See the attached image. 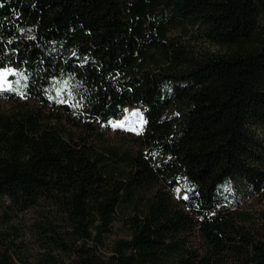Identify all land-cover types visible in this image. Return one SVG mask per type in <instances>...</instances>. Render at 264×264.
<instances>
[{"label":"trees","instance_id":"16d2710c","mask_svg":"<svg viewBox=\"0 0 264 264\" xmlns=\"http://www.w3.org/2000/svg\"><path fill=\"white\" fill-rule=\"evenodd\" d=\"M199 37L224 51L196 55ZM6 68L0 198L56 209L65 236L43 231L72 264H264L238 210L264 195V0H0ZM129 106L134 145L99 151L90 137ZM120 215L130 236L107 247Z\"/></svg>","mask_w":264,"mask_h":264},{"label":"rangeland","instance_id":"374dc122","mask_svg":"<svg viewBox=\"0 0 264 264\" xmlns=\"http://www.w3.org/2000/svg\"><path fill=\"white\" fill-rule=\"evenodd\" d=\"M173 36L182 41L187 40L180 33L173 32ZM187 42L198 56L224 51L201 37ZM18 78L19 73L13 68L0 70V112L11 113L18 107L10 97L11 93L15 94L19 91L16 86ZM20 101L28 103L23 96ZM144 126V109L129 106L119 119L111 122L108 129L94 133L90 140L99 151L127 150L134 145L133 139L142 132ZM259 134L264 139L262 130ZM170 194L175 202L186 197L180 185L170 190ZM238 210L248 214L254 222L250 224L252 231L264 234V195L256 193L242 195ZM125 218L126 216L120 215L112 225L111 232L106 236L107 247L112 246L116 240L129 238L130 231ZM47 222L58 229V232L61 231L63 237L65 236L64 220L53 207L42 203V206L23 210L12 206L6 197L0 198V264H43V260L48 257L53 258L51 260L54 263L50 262L53 264H72L74 254L53 245L54 242L49 239L50 237L45 236L43 227ZM198 242H200L198 238L194 239V243ZM68 244L72 245V243ZM47 245L51 247L47 248Z\"/></svg>","mask_w":264,"mask_h":264},{"label":"snow or ice","instance_id":"6c2138e0","mask_svg":"<svg viewBox=\"0 0 264 264\" xmlns=\"http://www.w3.org/2000/svg\"><path fill=\"white\" fill-rule=\"evenodd\" d=\"M185 198H187V197H185Z\"/></svg>","mask_w":264,"mask_h":264}]
</instances>
